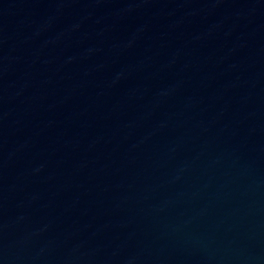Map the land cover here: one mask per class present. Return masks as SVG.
<instances>
[{
	"label": "water",
	"instance_id": "obj_1",
	"mask_svg": "<svg viewBox=\"0 0 264 264\" xmlns=\"http://www.w3.org/2000/svg\"><path fill=\"white\" fill-rule=\"evenodd\" d=\"M0 264H264V0H0Z\"/></svg>",
	"mask_w": 264,
	"mask_h": 264
}]
</instances>
